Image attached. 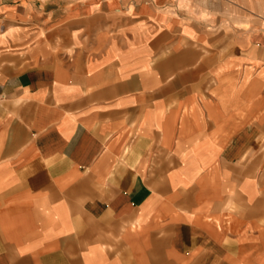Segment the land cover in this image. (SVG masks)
Segmentation results:
<instances>
[{
  "label": "crops",
  "instance_id": "crops-1",
  "mask_svg": "<svg viewBox=\"0 0 264 264\" xmlns=\"http://www.w3.org/2000/svg\"><path fill=\"white\" fill-rule=\"evenodd\" d=\"M0 264H264V0H0Z\"/></svg>",
  "mask_w": 264,
  "mask_h": 264
}]
</instances>
